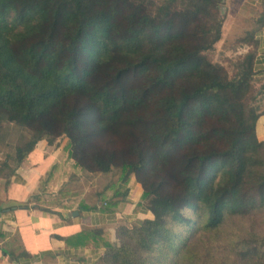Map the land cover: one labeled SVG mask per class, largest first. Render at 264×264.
Instances as JSON below:
<instances>
[{
    "label": "trees",
    "instance_id": "16d2710c",
    "mask_svg": "<svg viewBox=\"0 0 264 264\" xmlns=\"http://www.w3.org/2000/svg\"><path fill=\"white\" fill-rule=\"evenodd\" d=\"M226 2L0 0V180L66 140L80 174H120L107 211L134 178L154 215L68 247L103 249L100 264H264V76L253 32L214 59Z\"/></svg>",
    "mask_w": 264,
    "mask_h": 264
},
{
    "label": "crops",
    "instance_id": "0c3cea01",
    "mask_svg": "<svg viewBox=\"0 0 264 264\" xmlns=\"http://www.w3.org/2000/svg\"><path fill=\"white\" fill-rule=\"evenodd\" d=\"M227 2L230 11L222 39H238L253 32L258 43L256 69L264 76L262 0ZM256 134L264 142V112L258 118ZM65 143L54 148L45 140L38 142L10 185L0 180V264H100L103 249L68 247L65 239L97 227L110 229L115 239L120 225L153 218L150 210L136 208L143 188L134 178L126 185L127 197L114 198V202L122 201L111 212L103 206L112 196L109 187L93 195L88 189L72 193L71 173H77L76 180L81 174L66 161ZM95 205L96 209L85 208Z\"/></svg>",
    "mask_w": 264,
    "mask_h": 264
},
{
    "label": "rangeland",
    "instance_id": "374dc122",
    "mask_svg": "<svg viewBox=\"0 0 264 264\" xmlns=\"http://www.w3.org/2000/svg\"><path fill=\"white\" fill-rule=\"evenodd\" d=\"M223 11L226 14V17L228 16V13L230 11V8L228 6V2H226V5L223 8ZM227 19V18H226ZM247 47H242L237 43V39L233 40H224L222 39L217 45L216 50L213 54V57L216 61H220L222 63H225L229 65L228 59L229 58H235L237 55L241 53H245L247 51ZM264 106V103H263ZM12 140L15 141L17 138V133L19 132L17 128H12ZM90 175V176H88ZM71 176L73 177L72 183L70 184L69 190L72 189V193L77 190L79 194L82 192H85L87 189L90 191V195L97 194L98 192L103 191L105 187L119 184L120 182V174H110L109 176L100 175V174H81L79 176V179L76 180V177L78 175L75 174V171L73 170L71 173ZM127 184L123 185V190L125 189ZM117 186V185H116ZM111 188V187H109ZM117 187L111 188L110 193H114L115 189ZM109 194V193H108Z\"/></svg>",
    "mask_w": 264,
    "mask_h": 264
}]
</instances>
